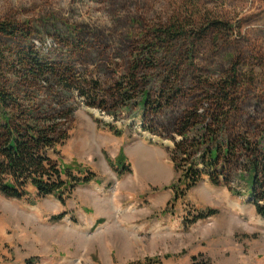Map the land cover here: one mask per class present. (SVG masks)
I'll use <instances>...</instances> for the list:
<instances>
[{"label":"rangeland","instance_id":"1","mask_svg":"<svg viewBox=\"0 0 264 264\" xmlns=\"http://www.w3.org/2000/svg\"><path fill=\"white\" fill-rule=\"evenodd\" d=\"M217 20L226 29L210 31L192 56L179 40L141 69L142 90L157 107L121 98L138 42L159 27ZM4 21L29 34L0 33V85L17 101L15 117L58 123L49 156L96 179L65 202L33 186L25 199L0 192V264H264V218L244 181L249 160L264 149V0H0ZM233 67L242 86L225 133L181 158L179 171L171 151L184 117L200 108L208 121L209 100ZM201 134L196 127L189 139ZM239 139L252 150L241 145L234 158L221 156L219 185L204 174L175 200L183 167L203 162L206 145L224 151ZM121 150L130 171L119 175Z\"/></svg>","mask_w":264,"mask_h":264},{"label":"trees","instance_id":"2","mask_svg":"<svg viewBox=\"0 0 264 264\" xmlns=\"http://www.w3.org/2000/svg\"><path fill=\"white\" fill-rule=\"evenodd\" d=\"M178 24L169 27H159L151 38L144 42H138L134 51L136 56L131 67V75L127 83L118 85L121 98L128 102H133L137 96H141V106L157 104L150 103V96L147 91L142 90L143 82L139 73L142 68L148 70L154 67L155 56L162 51L166 45L169 46L179 40L187 43L185 56H192L194 49L199 42H202L212 30L226 29L223 21H213L197 29L191 22L188 25ZM191 27L190 30H187ZM0 33L10 38H17L19 35H29L22 30L19 24L10 21L0 23ZM30 58L37 59L34 54ZM5 62L4 50L0 46V73ZM41 69V67H38ZM233 67L229 72V77L222 80L219 86L215 88L218 93L210 98L213 104L207 116L201 114L200 108L190 111L184 117L179 133L182 140L177 142L171 151L172 161L177 164L178 170L187 161L197 149L210 141V144L216 141V138L225 133L226 126L230 120V113L237 105V95L242 86L239 73ZM44 71V69H43ZM17 101L5 92L0 85V192L9 198L25 199L28 197V188L33 186L40 196H56L60 201L70 197V194L81 185L89 184L96 179V174L89 168L72 165L53 160L49 156V151H56L59 137L58 123L45 124L39 120H28L27 118L15 117ZM115 134L121 135L113 125L106 124ZM199 127L201 129V138L197 137L190 140L191 131ZM252 150V143L248 140L239 139L235 143H230L222 151L218 146L206 145L202 161L195 162L193 166L183 167L178 182L173 185L174 198L177 200L180 193L191 188L199 182L204 174L209 176V180L214 185H219L220 180L216 172L221 156L234 158L238 146ZM126 153L121 150L117 156L116 165L121 170L119 175L130 171V166L126 165ZM184 157V158H183ZM183 158V159H181ZM206 164L212 172L198 168V165ZM248 176L244 179L251 192L253 204L257 212L264 218V149L261 153H255L249 160ZM77 172V174L74 173ZM184 193V192H183ZM242 195L240 192H236Z\"/></svg>","mask_w":264,"mask_h":264},{"label":"bare ground","instance_id":"3","mask_svg":"<svg viewBox=\"0 0 264 264\" xmlns=\"http://www.w3.org/2000/svg\"><path fill=\"white\" fill-rule=\"evenodd\" d=\"M136 155H137V157H138L137 159L139 160V162H140V161L145 162V160H147V159L149 158L148 153H147L146 151H143V150H140V149L136 152ZM150 160H151V159H150ZM142 164H143V163H142ZM142 164H141V165H142ZM144 165H145V163H144ZM147 165H148V164H147ZM151 165H152V164H151ZM151 165H150L149 167H151ZM142 166H143V165H142ZM141 169H142V167H141ZM151 169L154 170L153 173H154V175H156V176H159V177H160V176H161V173H163V169H161V168H160V170H159L158 168H156V167H155V168L153 167V168H151ZM151 169H150V170H151ZM147 171H148V170H147ZM143 172H144V171H143ZM150 172H152V171H150ZM153 173H152V174H153ZM161 177H162V176H161ZM121 212H122V210L119 209V210H118V213H121Z\"/></svg>","mask_w":264,"mask_h":264}]
</instances>
